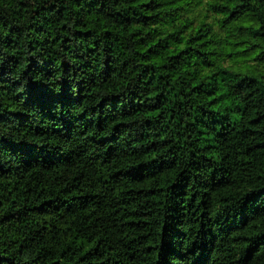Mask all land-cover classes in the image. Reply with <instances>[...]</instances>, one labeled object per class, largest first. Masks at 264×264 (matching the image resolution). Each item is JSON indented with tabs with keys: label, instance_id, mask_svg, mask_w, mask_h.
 I'll return each instance as SVG.
<instances>
[{
	"label": "trees",
	"instance_id": "16d2710c",
	"mask_svg": "<svg viewBox=\"0 0 264 264\" xmlns=\"http://www.w3.org/2000/svg\"><path fill=\"white\" fill-rule=\"evenodd\" d=\"M0 264H264V0H0Z\"/></svg>",
	"mask_w": 264,
	"mask_h": 264
}]
</instances>
